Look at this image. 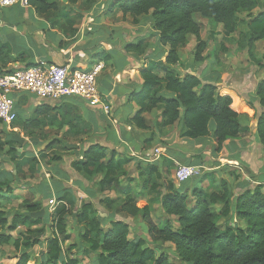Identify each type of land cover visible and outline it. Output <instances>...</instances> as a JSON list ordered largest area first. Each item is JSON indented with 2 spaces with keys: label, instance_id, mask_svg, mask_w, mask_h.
<instances>
[{
  "label": "trees",
  "instance_id": "trees-1",
  "mask_svg": "<svg viewBox=\"0 0 264 264\" xmlns=\"http://www.w3.org/2000/svg\"><path fill=\"white\" fill-rule=\"evenodd\" d=\"M82 2L83 0H66L65 5L60 0H28V5L39 17L45 18L54 14L72 24L71 12ZM111 3L110 12L118 8L123 17H151L160 45L168 48L163 61L150 62L140 70L143 79L141 90L130 94V102L137 105L138 111L126 125L148 131L151 126L146 116L161 110L160 127L178 125L180 138L186 140L200 141L212 136L215 141L214 155L221 153L228 142L240 139L245 132V125L241 120L243 110H256V104L243 102L230 88L204 84L195 75L181 77L168 67L181 64L179 51L186 48L189 36L195 37L197 41L195 62L201 63L205 60L206 43L201 38V27L196 21L198 15L221 25L226 36L235 34L245 26L247 32L241 35L243 46L252 53L257 42L264 43V11L253 15L257 9H264V0H115ZM67 8L68 11H65ZM243 15H246V21L241 19ZM49 23L55 27L58 22ZM146 49L147 46L142 41L127 44L124 48L126 53L139 56L144 55ZM163 92L171 96L161 95ZM257 96L259 105L264 110V82L258 86ZM53 110L56 109L49 105L35 108L34 114L39 120L32 121V125L40 127V119ZM18 119L19 117L13 124ZM212 122L214 128L211 131ZM257 138L264 144V111H260ZM5 146L6 142L0 134V153ZM108 153L105 146L90 144L83 150L80 159L75 161L74 169L88 180L102 177L98 182L102 193L112 189L125 190L121 185V179L127 177L123 162L116 160V151H111L110 156ZM142 163L140 160L136 165H143ZM150 174L165 181L156 163L152 165ZM143 179L142 172L139 180ZM128 181L133 182L134 179ZM164 185L167 186L168 193L162 197L161 208L168 218L160 224L154 223L150 206H137L136 201L143 193L137 196L130 194L131 196H124L123 199L100 200L99 205L108 212L105 218L99 216L95 203L82 204L76 213L77 224L82 227L79 240L83 247L96 256L94 264H176L166 252L158 253L148 247L144 239L130 240V226L117 219L122 215L141 216L148 227L152 242L172 244L175 247V256L181 264H264L262 186L241 192L231 202L230 187L222 182L219 193L212 192L207 195L201 190L194 191V203L190 206L187 194L175 190L173 184L167 181ZM55 189L58 191L59 188ZM159 189L156 184L151 187L152 191ZM15 192L11 182H0V203L4 200L10 202L8 205H13L19 201ZM59 200L66 202V197L62 196ZM221 205L224 208L220 212L212 210L214 206ZM18 208L25 209L30 214L43 211L42 203L29 200H25ZM71 212L62 206L53 220L49 214L43 219L15 214L9 223L8 214L0 211V249L12 243L11 233L18 226H35L43 220H51V238L46 242L45 261L40 264H82L71 257L70 248L64 250L65 243L70 240L65 217ZM233 215L245 227H232L229 221ZM171 217L176 219L178 229L171 223ZM221 218L225 221L222 225L219 224ZM33 233L28 230L27 239L13 241L16 250L24 249L16 264H29L32 261L30 252L40 244L38 238H31Z\"/></svg>",
  "mask_w": 264,
  "mask_h": 264
},
{
  "label": "rangeland",
  "instance_id": "rangeland-1",
  "mask_svg": "<svg viewBox=\"0 0 264 264\" xmlns=\"http://www.w3.org/2000/svg\"><path fill=\"white\" fill-rule=\"evenodd\" d=\"M60 1L67 5L65 3L66 0ZM98 1L99 0H83L80 5L76 6L71 12L72 24L54 14L43 19L51 22H58L55 27H58V29L67 34V36L70 35V37H74L79 30L78 28H74V26L80 24L84 20L82 17H89L91 15L94 3ZM102 1H106L109 9L106 11L103 10L104 12H102L101 16L109 12L111 15L109 23L112 27L109 33L101 36L106 39L111 37L117 40L116 46L119 49L127 44L144 42L147 46L145 54L142 56L134 54L145 58L144 67L149 65L150 62H161L164 60L168 52L166 49L168 48L164 49L159 44V37L153 29L151 17H123L118 8L110 12L111 2L115 0ZM65 11H68V8ZM263 11L264 9H257L254 11L253 15H257ZM4 12L5 11L1 13L4 14ZM99 13L100 12H96V14ZM241 19L246 21V15L241 16ZM196 21L201 27V38L206 43V51L204 53L205 60L201 63L195 62L194 53L197 41L195 37L189 36L186 48L179 51L181 64L168 68L181 77L195 75L199 77L204 84H215L218 88H231L237 92L243 102L247 103L250 101L255 103L256 110L250 108L244 109L243 118L241 120L245 125V132H243L242 137L253 136V134L257 137L260 111H264L259 105L257 96L258 86L264 82V43L257 42L254 51L251 53L243 46V39L241 38V35L247 32L245 26L238 29L235 34L226 36L221 25H216L209 20L203 19L199 15L196 17ZM11 47L13 46L11 45ZM250 55H252L254 59ZM161 95L171 96L167 92H163ZM26 98L29 99L28 97H23V99ZM29 100H34V98L31 97ZM25 104L26 103H24V105ZM161 113V110H158L146 116L151 128L146 131L147 133H143L144 139L142 140H144V142L142 144V149L138 153V157L142 156L141 161H143L142 164H144V166H137L135 164V162L139 161L138 159H134L135 161L133 162L135 166H131L132 163L130 160H132V158L129 156V154H131L129 149L122 160L123 166H126L124 167V172L127 174V177L121 180V185L125 190L120 189L118 192L112 189L102 193L98 187V182L102 177L98 176L91 180L87 179L90 187L97 191L95 196L91 195L93 201L90 202L95 203L98 207L100 217L105 218L108 213L104 207L99 205L100 200L123 199L124 196L130 194L137 196V194L143 193V196L136 201L138 207L140 206L139 208H141L146 204L150 206L155 224L166 221L168 217L164 215L161 208L162 197L168 193L167 186L164 185L165 181L172 183L175 190L187 194L189 196L190 206L194 203V191L201 190L207 195L213 192L215 188L212 179L213 174L209 173V164L213 155H210L209 152V138L193 142L188 140L191 142V145L180 143V127L178 125L169 128L160 127ZM111 115L112 112L110 108V117ZM34 120L39 119L35 116L33 107L31 110L26 111L20 110L19 108V119L15 124L11 125L10 128L0 123V134L4 142H6L4 151L0 153V182H11L12 186L16 189L15 197L19 200L13 205H8L10 202L7 203L2 200L0 203V211H4L8 214L9 223L15 214L22 216L29 215L35 219H43L46 214H49L51 220H53L57 210L65 206L72 212L65 217L68 221L67 229L69 231L70 240L65 243L64 250L66 251L70 248L69 253L71 257L78 259L82 264H94L96 256L80 244L79 237L82 227L79 226L76 221V213L83 203L88 202L82 197H79L78 194L73 193V191L63 192L62 196L66 197V202H61L59 200L62 196L56 197V199L49 193L51 189H54L57 181L54 175L61 174L66 178L64 172L67 173V171H70L76 174L77 177L78 175L81 177L83 176L76 173L74 163L80 159L85 147L88 146L89 143H95L98 137L93 135L91 126L80 118L75 108L64 107L53 110L51 114L40 119V127H34L32 125V121ZM210 127L211 130H213L212 123ZM63 130H67L64 135L62 134ZM178 149L184 151L188 150L194 153L189 158H181ZM111 151L112 150L109 151L108 149V156H110ZM157 155H159V159L157 158L154 161ZM178 157H180L181 160L178 161L176 159ZM155 163L159 165V169L165 181L150 174V169ZM179 165L195 167L198 176L186 183H177L174 175ZM233 168L237 169L226 168L222 171L224 173V178L231 181L224 178L221 179V183H227L230 187L232 193L231 202H234V198L236 197L235 193L238 192V196L241 192L245 191V188L248 190V188L252 189L258 186L251 182L255 177L254 171L246 167L244 169L241 164ZM142 172L144 174V179L142 181L140 180V182L135 184H133L132 181H128L132 180L133 177L134 180L139 179V175ZM68 179L69 178H67V181ZM242 179H245L244 190L237 191L234 187L235 185H232L230 182H238ZM249 182L252 183L250 184L251 187H248ZM155 184L158 185L160 189L152 191L151 187ZM262 187V192L264 193V186ZM25 200L42 203L43 211L41 213L30 214L25 209L18 208ZM223 208V205L214 206L212 210L218 213ZM117 219L126 222L130 226V240L136 241L144 239L148 247L157 250L158 253L166 252L173 263L181 264L179 259L175 256V247L172 244L152 242L148 233V227L143 222L141 216L127 217L126 215H122ZM169 219L174 227L178 229L179 226L176 219L173 217ZM51 220H43L42 223L36 224L35 226H18L16 231L11 233L13 241L18 239L25 240L28 238L27 231L32 230L34 233L31 235V238H38L40 240V244L30 252L32 261L29 264H40L45 261L46 242L51 238ZM224 222L223 218L219 220L220 225ZM229 222L234 228L245 227L234 215ZM13 241L9 246L0 249V264H16L21 254L24 252L23 248L16 250L13 246Z\"/></svg>",
  "mask_w": 264,
  "mask_h": 264
},
{
  "label": "crops",
  "instance_id": "crops-1",
  "mask_svg": "<svg viewBox=\"0 0 264 264\" xmlns=\"http://www.w3.org/2000/svg\"><path fill=\"white\" fill-rule=\"evenodd\" d=\"M101 1L94 3L89 17H82L84 20L74 26L79 29L74 37L67 36L58 27H52L49 21L39 17L30 6L18 5L14 8L0 10L2 15H0V72L40 63L86 69L102 62L104 69L98 77V89L103 101L111 108V117L107 116L100 107H91L79 100L51 107L53 109L64 107L77 109L80 118L91 126L93 135L98 137L95 143L105 146L109 151H116L117 161L124 159L128 149L131 151L130 158L140 161L142 156L138 157V153L144 142L143 133L147 132L127 126L126 122L138 111L137 105L130 102V94L141 90L143 79L140 76V69L145 65V58L126 53L125 46L120 49L116 46L117 40L103 37L111 31L112 26L109 23L111 20L109 12L101 16L102 12L109 9L106 1ZM3 11H5L4 14L1 13ZM96 12L100 13L96 14ZM28 100L21 98L20 110H31L33 107L35 111L39 103L36 100ZM212 125L214 128V122ZM66 131L63 130L62 134L64 135ZM180 141L184 145L193 142L186 139H180ZM90 144L93 143H89L88 146ZM214 146L215 141L211 136L209 137V152L213 156L209 164V173L213 174L214 193H219L221 190V179L224 178L222 171L226 168L237 169L233 167L238 164H241L244 169L246 167L255 172V177L251 181L254 185L264 186V144L257 139L256 135L228 142L219 156L217 155L218 157L214 155ZM178 152L181 158H189L194 153L188 150ZM180 157L176 159L179 161ZM130 162L132 167L135 166L136 162L135 164L132 160ZM141 166L143 167L144 164ZM64 174L66 178L61 174L54 175L57 181L54 189H51L49 193L53 198L62 196L63 192L73 191L87 202L93 201L91 197L95 196L97 191L90 187L86 178L79 175L77 177L70 171ZM67 178H69L68 181ZM244 180L230 183L235 185L237 191H242L245 186ZM137 182L140 180H134L133 184ZM251 182L248 187H251ZM55 187L59 188L58 191ZM62 189L65 191L61 192ZM237 193H235L236 197Z\"/></svg>",
  "mask_w": 264,
  "mask_h": 264
},
{
  "label": "built area",
  "instance_id": "built-area-1",
  "mask_svg": "<svg viewBox=\"0 0 264 264\" xmlns=\"http://www.w3.org/2000/svg\"><path fill=\"white\" fill-rule=\"evenodd\" d=\"M18 5L28 7V0H0V10ZM103 69L102 62L86 69L40 63L0 72V123L10 127L16 121L23 97H33L39 106H58L79 100L91 107H100L110 116V107L98 89V77ZM157 158L159 155L154 161ZM197 176L195 167L185 165H179L174 175L179 184Z\"/></svg>",
  "mask_w": 264,
  "mask_h": 264
}]
</instances>
